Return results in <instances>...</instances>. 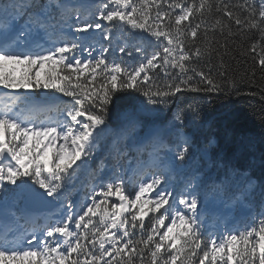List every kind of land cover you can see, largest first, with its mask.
<instances>
[{
	"label": "snow or ice",
	"instance_id": "obj_1",
	"mask_svg": "<svg viewBox=\"0 0 264 264\" xmlns=\"http://www.w3.org/2000/svg\"><path fill=\"white\" fill-rule=\"evenodd\" d=\"M97 30L107 42L98 49L88 39ZM113 40L129 61L109 59ZM237 54L253 62L240 77L225 62ZM257 67L264 80V0H0V264H264V113L259 133L226 130L232 156L185 131L202 120V99L163 115L178 94L264 102V86L241 91ZM52 111L60 118H41ZM109 132L113 146L132 140L135 179L90 185L74 211L72 189ZM194 158L217 175H181ZM233 188L235 199L259 191L260 210L205 238L201 209ZM49 198L63 211L41 223L26 205Z\"/></svg>",
	"mask_w": 264,
	"mask_h": 264
},
{
	"label": "trees",
	"instance_id": "obj_2",
	"mask_svg": "<svg viewBox=\"0 0 264 264\" xmlns=\"http://www.w3.org/2000/svg\"><path fill=\"white\" fill-rule=\"evenodd\" d=\"M107 23V22H105ZM137 35H140L139 33ZM147 35V34H143ZM95 38V36H94ZM101 40H103L101 38ZM107 45V42H102ZM130 44L136 43L135 40L130 39ZM119 42L114 44V40L111 45V55L109 59H114L117 62L120 60L129 61L130 58L126 53H121L119 51ZM156 47L155 42H152V47L148 50L151 51L152 48ZM131 51V49H129ZM135 57V53H133ZM225 62L229 66V74L235 75L237 77L242 76L245 72H251L252 61L248 56L236 55L235 59L230 57H225ZM262 73L259 68H256V75L254 77L256 84L252 85L251 81L245 77V83L241 87V91H258L260 86H264V80L261 79ZM51 91V90H49ZM59 102H66L67 97H64L60 93H53ZM132 96H136L139 99L138 93H132ZM189 95L195 99H202V111H201V121L191 122L189 126L185 129L186 132L192 134L198 146L203 147L206 141L210 138H214L216 143L210 149L213 153H223L227 156H232L235 151V144L228 139L226 136V130H233L235 133H242L247 131H254L259 133L260 130V120L259 117L264 113V102L261 101L259 96H213V97H198L196 94H186L185 96H179L174 99L172 106L169 109H165L163 115L167 116L169 119L173 112L176 111L177 107H184L186 103L191 102L188 98ZM128 99V94H121L120 101L111 107L110 115L111 119L109 121L111 127L114 129L119 123L118 121V110L125 106V101ZM63 106V104L61 105ZM116 139L115 132H109L106 134V138L102 140L101 148L98 150L96 156L89 162V165L86 168H83L80 172L79 178L77 179L75 185H78L80 188V193L82 197H87L90 194V185L100 184L103 182H108L113 176L118 175L119 166H122L126 161H134L136 153L132 150L131 145L132 140H120L115 146H113V141ZM119 149V152L116 151ZM260 147L256 149L257 156L259 154ZM121 153H127V155H121ZM199 155V154H197ZM247 154H242L235 159V163L238 167H243L247 163ZM101 161H103V167H101ZM192 169H200L211 177L217 175V171L212 169L210 164L205 165L203 161H199L194 158L192 164L186 168L181 175L187 176L191 173ZM211 169V171H209ZM256 174L259 175V169H255ZM236 193L235 188L227 194H212L209 195L208 199H211L212 196H217L223 200L226 204L231 201H236L238 199L233 198ZM112 202H115L114 197ZM243 208L246 211V214L240 215L236 211L237 219L235 225L244 228L251 221V217L254 216L260 210V195L259 191L252 197L244 199L241 203ZM80 207V206H79ZM77 208V212L79 211ZM207 216L206 224L203 226L205 228V238L206 234L211 232V228L208 230V227L214 225V217ZM147 226V221H146ZM219 235V234H218Z\"/></svg>",
	"mask_w": 264,
	"mask_h": 264
},
{
	"label": "rangeland",
	"instance_id": "obj_3",
	"mask_svg": "<svg viewBox=\"0 0 264 264\" xmlns=\"http://www.w3.org/2000/svg\"><path fill=\"white\" fill-rule=\"evenodd\" d=\"M96 32V31H95ZM94 34V33H91ZM97 37H102L100 32L97 35ZM91 41V40H90ZM103 40H101L102 42ZM93 42V46L97 47V49L99 48V43H97L95 40L92 41ZM118 41L114 40V44L116 47V43ZM87 47V45H86ZM85 56H87V53H84ZM46 116H51L53 119H58L60 118L58 114L53 113H45L41 116V118H45ZM131 147L133 149V144L128 146ZM51 150H49L50 152ZM45 161L47 162L48 160V156L44 157ZM135 168V162L134 161H126L123 166H119V175L123 176L126 180L129 179H135L134 175H133V169ZM179 186V185H178ZM80 188L78 187V185H74L73 189H72V195L71 198L74 202V204L76 205V207L78 208L86 199V197H82L81 193H80ZM129 191V190H128ZM239 195V193H238ZM237 195V196H238ZM114 200L116 202V198L114 197ZM244 199H238V203H236V201H231L228 203H224L223 200L217 196H212L211 199H207L206 202V206L205 208L201 209V211L204 214H207L208 216H214V225H212V227H208V230L210 228H215L217 227L218 230L220 231L221 235H227V231L228 230H232V229H243L240 226L235 225V221L237 219V214L236 211L239 212L240 215H244L246 214L245 209L243 208V206L241 205V203L243 202ZM66 204V201L64 202ZM54 207L52 208L54 211L47 213L49 216H54L55 218H59L60 214L62 213L63 209L61 208V203L60 202H54ZM76 207L74 209V211L76 210ZM44 214H41L42 216L46 214V212L48 211H44ZM35 214V213H34ZM202 221H203V225L206 224V220H207V216L203 215L201 217Z\"/></svg>",
	"mask_w": 264,
	"mask_h": 264
},
{
	"label": "water",
	"instance_id": "obj_4",
	"mask_svg": "<svg viewBox=\"0 0 264 264\" xmlns=\"http://www.w3.org/2000/svg\"><path fill=\"white\" fill-rule=\"evenodd\" d=\"M80 3L90 4V3H97L99 0H78ZM53 202L51 201V198H49L48 201H42V202H32L26 205L28 209H34L38 211H43L46 209H51L53 207ZM25 206V205H24Z\"/></svg>",
	"mask_w": 264,
	"mask_h": 264
}]
</instances>
